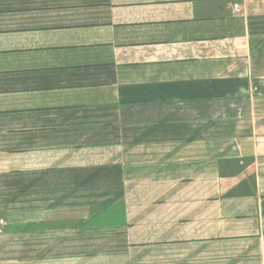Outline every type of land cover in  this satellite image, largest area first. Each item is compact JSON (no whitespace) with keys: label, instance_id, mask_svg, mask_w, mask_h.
<instances>
[{"label":"crops","instance_id":"obj_1","mask_svg":"<svg viewBox=\"0 0 264 264\" xmlns=\"http://www.w3.org/2000/svg\"><path fill=\"white\" fill-rule=\"evenodd\" d=\"M0 264H264V0H0Z\"/></svg>","mask_w":264,"mask_h":264},{"label":"built area","instance_id":"obj_2","mask_svg":"<svg viewBox=\"0 0 264 264\" xmlns=\"http://www.w3.org/2000/svg\"><path fill=\"white\" fill-rule=\"evenodd\" d=\"M238 9V8H237Z\"/></svg>","mask_w":264,"mask_h":264}]
</instances>
